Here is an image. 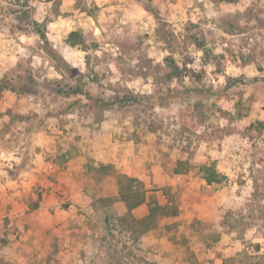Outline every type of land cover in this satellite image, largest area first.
<instances>
[{"label":"crops","instance_id":"obj_1","mask_svg":"<svg viewBox=\"0 0 264 264\" xmlns=\"http://www.w3.org/2000/svg\"><path fill=\"white\" fill-rule=\"evenodd\" d=\"M247 1L235 9L243 11ZM149 22L143 20L140 27L148 28ZM5 50L1 46L0 54ZM5 62L0 59V66ZM254 74L239 67L232 77L246 75L248 81L227 85L220 97L215 89L200 97L232 119L243 104L239 122L264 128V53L263 89L252 86ZM186 103L159 108L177 120L173 114ZM70 106L59 112L57 104L0 85V264H126L127 245L133 249L129 264H143L137 251L149 252L141 255L147 264H222L217 253L244 246L228 234L215 239L211 233L217 234L224 210L236 204L231 190L250 181L246 169L255 162L264 170V144L263 161L247 151L240 175L223 140L247 137L242 130L199 137L190 153L137 124L132 114H84ZM170 161L186 169L176 172ZM205 167H214L221 182L208 184ZM138 194L143 201L135 205Z\"/></svg>","mask_w":264,"mask_h":264},{"label":"rangeland","instance_id":"obj_2","mask_svg":"<svg viewBox=\"0 0 264 264\" xmlns=\"http://www.w3.org/2000/svg\"><path fill=\"white\" fill-rule=\"evenodd\" d=\"M241 1L0 0V48L6 46L0 59L8 61L0 66L4 74L0 85L57 104L59 112L70 110L74 103V109L84 114H132L137 124L159 132L175 147L178 139L197 146L199 137L242 130L247 137L223 140L231 152V147H240L233 164L242 175L247 162L245 140L257 156L254 160L263 161L259 151L264 144L263 125L248 128L239 122L246 110L243 104L232 119L215 103L206 106L200 97L214 89L220 97L227 85L240 87L248 81L246 75L232 77L239 67L252 68V86L261 84L263 89L264 0H248L243 11L235 9ZM143 20L152 23L141 28ZM36 22L53 52H45ZM71 32L78 34L77 45L69 43ZM171 89L179 96L172 104L187 102L180 114H173L177 120L144 98ZM236 94L243 97L242 91ZM125 96L129 99L123 101ZM209 115L212 122H201ZM246 170L250 181L231 190L236 204L224 210L217 234L211 233L215 239L224 233L244 244L234 253H217L222 264H264V170L255 162ZM132 250L128 245L123 249L126 264ZM137 252L144 257L149 253ZM141 255L140 263L150 262Z\"/></svg>","mask_w":264,"mask_h":264},{"label":"trees","instance_id":"obj_3","mask_svg":"<svg viewBox=\"0 0 264 264\" xmlns=\"http://www.w3.org/2000/svg\"><path fill=\"white\" fill-rule=\"evenodd\" d=\"M221 1H234V0H221ZM34 25H36V30L35 32L41 37L42 41L46 44L45 47V52L47 53H51L53 52V48L52 46H50L49 43V39L47 37V35L41 31L40 27L41 24H39L38 22L34 23ZM77 32H71L69 35V43L76 45L78 44V41L76 40V36H77ZM144 98L152 100L153 102V106H167L170 103H172L173 101H175L176 99L179 98L178 96V92H176V90H168L167 92H164L162 90L156 91L153 93V95L150 96H144ZM129 99L128 96H125V98H123V101ZM171 165V168L175 169L176 172L184 169V164H182L181 162H168ZM186 169V168H185ZM204 172H205V177L204 179L207 181L208 184H213V183H219L221 182L222 178L221 176L216 172V170L214 169V167H205L203 168ZM130 180H127V182ZM141 194L138 195H134V204L137 205L139 202L143 201V197L140 196ZM158 207L154 208L153 211L151 212V216H154L158 213ZM174 214H176V210H173Z\"/></svg>","mask_w":264,"mask_h":264},{"label":"built area","instance_id":"obj_4","mask_svg":"<svg viewBox=\"0 0 264 264\" xmlns=\"http://www.w3.org/2000/svg\"><path fill=\"white\" fill-rule=\"evenodd\" d=\"M224 46L225 47H227L228 46V44L227 43H225L224 44ZM176 143H177V147H187L190 151H195V149L197 148V146H196V143L195 142H189L188 141V139H186V138H183L182 140H180V139H178L177 141H176ZM187 145V146H186ZM244 145H245V147L248 149L247 151H249V150H251V147H250V144H249V142H247L246 140L244 141ZM231 150H232V153L235 155V156H239V154L241 153V149H240V147H236V146H233V147H231Z\"/></svg>","mask_w":264,"mask_h":264}]
</instances>
